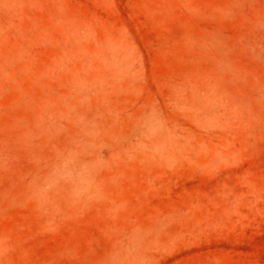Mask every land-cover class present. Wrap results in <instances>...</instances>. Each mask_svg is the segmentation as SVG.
<instances>
[{"label": "rangeland", "instance_id": "obj_1", "mask_svg": "<svg viewBox=\"0 0 264 264\" xmlns=\"http://www.w3.org/2000/svg\"><path fill=\"white\" fill-rule=\"evenodd\" d=\"M0 264H264V0H0Z\"/></svg>", "mask_w": 264, "mask_h": 264}]
</instances>
